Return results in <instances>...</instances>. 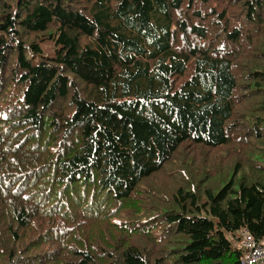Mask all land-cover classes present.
Returning a JSON list of instances; mask_svg holds the SVG:
<instances>
[{
  "label": "trees",
  "instance_id": "trees-1",
  "mask_svg": "<svg viewBox=\"0 0 264 264\" xmlns=\"http://www.w3.org/2000/svg\"><path fill=\"white\" fill-rule=\"evenodd\" d=\"M245 231L264 0H0V264H241Z\"/></svg>",
  "mask_w": 264,
  "mask_h": 264
},
{
  "label": "built area",
  "instance_id": "built-area-1",
  "mask_svg": "<svg viewBox=\"0 0 264 264\" xmlns=\"http://www.w3.org/2000/svg\"><path fill=\"white\" fill-rule=\"evenodd\" d=\"M239 247L244 250L241 264H264V238L257 242L248 232L242 233Z\"/></svg>",
  "mask_w": 264,
  "mask_h": 264
},
{
  "label": "rangeland",
  "instance_id": "rangeland-1",
  "mask_svg": "<svg viewBox=\"0 0 264 264\" xmlns=\"http://www.w3.org/2000/svg\"><path fill=\"white\" fill-rule=\"evenodd\" d=\"M43 48H44L46 54H49V55L52 54V50H51L50 45H48V44L44 45Z\"/></svg>",
  "mask_w": 264,
  "mask_h": 264
}]
</instances>
